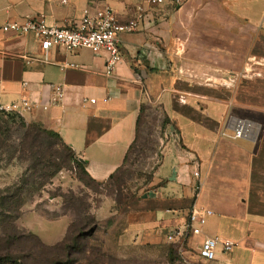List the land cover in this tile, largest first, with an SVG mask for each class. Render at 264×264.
I'll use <instances>...</instances> for the list:
<instances>
[{
    "label": "crops",
    "instance_id": "obj_1",
    "mask_svg": "<svg viewBox=\"0 0 264 264\" xmlns=\"http://www.w3.org/2000/svg\"><path fill=\"white\" fill-rule=\"evenodd\" d=\"M103 4L123 23L138 6L145 10L140 29L120 35L122 60L112 75L105 73L106 52L57 46L45 61L33 34L0 29L2 102L27 94L33 103L45 104L53 96L48 84L63 85L59 104L24 117L58 132L87 161L89 174L106 181L136 138L145 96L160 99L185 149L168 150L156 172L158 186L125 203L121 211L128 225L120 239L137 248L164 243L188 263V247L198 250L205 238L218 237L235 245L229 251L219 245L216 264H264V0H163L153 7L145 0H0V27L39 14L63 25ZM194 45L200 69L183 67L177 75L179 53ZM23 55L33 60L27 63ZM70 63L78 67L64 66ZM196 78L217 82L188 84ZM209 90L222 97L205 104L199 98ZM237 118L254 123L250 138L223 135L232 134ZM195 170L203 181L199 191ZM193 205L213 213L201 234L180 238L176 232L186 227ZM113 207L98 219L114 215ZM55 221L63 224L62 240L68 221ZM40 236L47 245L58 242Z\"/></svg>",
    "mask_w": 264,
    "mask_h": 264
},
{
    "label": "rangeland",
    "instance_id": "obj_2",
    "mask_svg": "<svg viewBox=\"0 0 264 264\" xmlns=\"http://www.w3.org/2000/svg\"><path fill=\"white\" fill-rule=\"evenodd\" d=\"M198 33L199 31L193 32L195 35ZM196 48L197 45H194L192 48H186L185 52L179 53L180 57L177 59L175 67L177 75L178 73L183 75V71H180L183 67L190 71L200 69V63L194 61L197 60L195 57ZM185 80L188 82V79ZM190 80L189 85H202V87H209L211 83L217 82L197 78ZM218 97L221 98L222 95L220 96L214 90H209L206 98L200 97L199 99L208 104L213 103ZM22 122L30 123L31 121L19 114H13L11 117H0V138L4 141L3 146L0 147V189L3 191L10 190L11 193L17 188L23 187L22 198L26 202L20 217L14 220V225L26 234L15 241L16 243L12 247L14 254L19 256L24 252L23 258L28 264H34L32 259L37 257L42 262H46L47 258H52L51 251L40 247L36 237L34 238L29 233L40 238V235L49 236L51 241H58L52 245L48 244L49 246L63 241L64 239L60 240L62 237L59 234L63 230V224L61 225L55 220L60 218L67 220L68 229L66 231L68 232L74 220V214L66 208L60 194L72 192L80 197L84 210L88 211L89 209L90 214L96 218L98 223L95 234L97 239L95 241L84 240L81 246L82 250L77 252V257H84L92 264H216L215 261L208 262L200 258L198 250L192 247H188L184 255V258L188 260L187 263L183 262L184 259L181 261L174 249L164 243L137 248L134 243H125L124 240L120 239L122 232L128 225V217L121 211L125 203L140 198L143 193L158 186L157 180H155L156 172L168 150L185 149L179 139L178 132L172 128L174 123L168 117L160 99L145 96L141 137L128 165L121 174L124 183L119 187V191L117 186H108L106 189H101L99 193L90 190L78 180L77 169L75 168L62 169L40 191L38 186L42 181L35 178L37 172L31 169V162L25 160L24 156L20 158V153L16 152L17 148L15 147H18L26 139L25 130L20 129ZM48 147L56 156H62L64 153L53 140H49V145H46L45 148ZM33 180L35 181L32 182ZM111 201L114 205L113 211L117 212L110 215L109 218L98 219L99 214L100 216L108 215V208L111 209L113 206L109 205ZM123 201L124 203H122ZM0 238H2L1 234ZM0 244H2L1 240ZM90 244H94L91 250ZM30 251L33 254L29 255ZM47 262L50 264L49 261ZM82 264H87V262L82 261Z\"/></svg>",
    "mask_w": 264,
    "mask_h": 264
},
{
    "label": "built area",
    "instance_id": "obj_3",
    "mask_svg": "<svg viewBox=\"0 0 264 264\" xmlns=\"http://www.w3.org/2000/svg\"><path fill=\"white\" fill-rule=\"evenodd\" d=\"M181 3L182 0H174ZM67 2V0H63ZM150 7L157 6L163 0H145ZM145 10L143 6H138L137 14L129 21L121 22L114 9L109 4L98 5L93 13L86 12L80 20H69L63 25L50 24L46 18L39 14L28 17L24 21H7L0 29L3 32H13L16 34H33L40 42V48L43 51L44 60L48 61V52L51 48L61 46L68 51L79 49H90L94 53L106 52L105 73L112 75L115 68L121 63V39L120 35L125 32L138 31L144 21ZM27 63L33 58L29 55H23ZM64 66L76 68V64L70 63ZM53 90V96L48 103H33L27 94H23L18 100L5 104L0 96V113L19 114L24 116L27 113L37 109L47 110L52 105H57L65 93V87L61 84L49 83ZM29 86L28 81H23V87ZM95 102V99H91ZM232 134H226L233 139L250 138L255 130L254 123L247 119L237 118L234 121ZM197 179L196 190L199 191L202 186V178L199 170L194 171ZM212 210L193 205L188 214V223L184 229L179 228L176 235L180 238L192 234H201L203 226L206 224ZM173 239V235L169 236ZM222 245L224 251H229L235 243L231 240H220L218 237H207L198 249V256L205 261L213 262L217 259L218 246Z\"/></svg>",
    "mask_w": 264,
    "mask_h": 264
},
{
    "label": "trees",
    "instance_id": "obj_4",
    "mask_svg": "<svg viewBox=\"0 0 264 264\" xmlns=\"http://www.w3.org/2000/svg\"><path fill=\"white\" fill-rule=\"evenodd\" d=\"M12 115L13 114L0 113V117H11ZM142 116L143 107L141 108V114L137 120L136 138L130 146L123 164L111 174L106 181L94 179L86 169L87 161L80 158L72 147L64 142L58 132L46 128L39 122L21 123L20 129L25 130L26 139L19 144V148L15 147L17 148L16 152L18 151L20 153V158L24 156L25 160L31 162V169L37 172L35 178L42 181L38 186L40 191H42L62 169L73 168L77 169L76 176L78 180L90 190L99 193L101 189H106L108 186H117L119 191V187L124 183L121 174L128 165L130 157L136 150L141 137ZM49 140H53L55 144L64 151L62 156H56L49 147L45 148L46 145H49ZM3 144L4 141L0 138V147H2ZM34 181L35 180L32 182ZM23 190V187H19L10 193V190L3 191L0 189V234L2 235V238H0L2 241V244H0V264H28L25 258H23L25 256L24 252L18 256L12 251V247L16 243L15 241L26 235L25 232L19 230L14 225V220L20 217L23 206L26 203L22 198ZM60 195L63 198L66 208L70 209L74 214V220L64 240L56 245L49 246L39 236L31 233H29V235L34 236V238L36 237L40 247L51 251L53 255L52 258H47L46 260V262L49 261L50 264H82V261L87 262V264H92L84 257H77V252L82 250L81 246L84 240L89 239L90 241H95L97 239L95 237L98 229L97 220L90 214L89 209L88 211L84 210L85 208L83 207L84 205L80 197L72 192L70 194ZM122 203H124V201ZM81 215H83V217H81ZM90 246L91 250L94 244H90ZM95 246L97 245L95 244ZM85 250L87 249L85 248ZM31 254H33L32 251L29 252V255ZM32 261L34 264H48V262L39 261L38 257L34 260L32 259Z\"/></svg>",
    "mask_w": 264,
    "mask_h": 264
},
{
    "label": "water",
    "instance_id": "obj_5",
    "mask_svg": "<svg viewBox=\"0 0 264 264\" xmlns=\"http://www.w3.org/2000/svg\"><path fill=\"white\" fill-rule=\"evenodd\" d=\"M173 179H175V177H173Z\"/></svg>",
    "mask_w": 264,
    "mask_h": 264
}]
</instances>
